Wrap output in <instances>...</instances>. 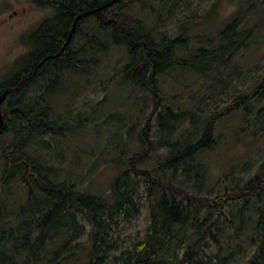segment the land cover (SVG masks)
Instances as JSON below:
<instances>
[{"label": "rangeland", "instance_id": "1", "mask_svg": "<svg viewBox=\"0 0 264 264\" xmlns=\"http://www.w3.org/2000/svg\"><path fill=\"white\" fill-rule=\"evenodd\" d=\"M113 10L140 20L156 41L181 38L183 42L176 44L174 51L178 57H189L196 48L215 42L230 22L233 25L228 34L238 43L227 64L206 74L182 67L159 74L156 85L162 103L154 112L152 93L123 76V66L129 60L125 46L113 44L109 30L98 29L95 18L90 16L80 26L86 34H77L72 44L74 50L85 46L84 51L77 52L76 67L62 70L56 83L50 84L56 75L48 66L4 100L2 107L21 99L28 104L34 101L45 111L49 127L38 131L22 150L47 166L50 178L110 200L115 180L128 168V158L143 151L139 139L149 115L152 114L153 147L137 163L141 168H152L165 158L168 147L164 142L179 140L182 145L198 139L208 117L223 112L251 92L264 76V0H122L105 12ZM51 13L50 6L38 5L36 0H0V85L18 73L31 52L24 37ZM164 106L189 112L192 120L178 122L169 134L159 131L156 113L162 112ZM21 117L18 111L13 112L0 134V174L4 165L2 148L12 142ZM213 136L215 143L188 161L186 167L192 168L189 174L183 175L181 167L167 170L162 174L163 181H171L195 196L213 197L253 175L264 178V96L224 113ZM196 172L199 176L194 180ZM20 174L7 187L10 207L25 198ZM130 184L132 214L120 211L112 219L105 218L102 241L95 243L92 222L83 211H76L77 222L84 229L71 240L59 264H131L135 260L133 250L150 232L155 203L154 191L142 176H133ZM263 204L264 192L259 205ZM256 206L251 202L243 208L240 224L235 218L231 224L221 216V250L208 238V245L200 244L201 257L206 260L218 254L211 264H248L257 245L252 242L255 222L246 217ZM205 213L201 211L200 216ZM252 214L256 219V209ZM213 215L214 219L217 211ZM195 238L192 229L175 231L155 256L157 264H176ZM49 258L54 257L50 254Z\"/></svg>", "mask_w": 264, "mask_h": 264}, {"label": "trees", "instance_id": "2", "mask_svg": "<svg viewBox=\"0 0 264 264\" xmlns=\"http://www.w3.org/2000/svg\"><path fill=\"white\" fill-rule=\"evenodd\" d=\"M110 1L36 0L38 5L50 6L52 13L42 19L36 28L24 37L31 45V52L26 56L18 73L11 80L0 85V94L5 88L15 86L16 89L10 91L6 98L18 92L27 82L33 81L42 74L48 66L56 75L51 79L50 84L56 83L58 73L62 70L76 67L77 52L84 51L85 46L82 45L80 49L78 47L74 50L72 44L77 34L81 32L86 34L80 26L90 16L95 18L98 29L109 30L113 44L125 46L129 60L123 66V76L152 93L156 104L154 112L157 104L162 103L156 85L159 74L174 67L190 68L200 74H206L222 64H227L238 43L231 33L228 34L233 25V22H230L218 33L215 42L196 48L189 57H178L174 51L176 44L183 42L181 38L156 41L140 20L130 17L121 10L105 12L108 7L119 4L122 0L114 3H109ZM96 8L99 10H95ZM90 10L95 11L77 19L64 50L56 57L45 60L33 74L40 60L49 54L59 52L67 33L69 34L71 30L73 19ZM56 44L59 46L54 50ZM263 96L264 76L251 92L240 96L237 102L228 105L223 112L208 117L198 139L182 145L179 140L164 142L168 147L165 158L152 168H141L137 163L144 159L153 147V140L150 138L152 114L149 115L139 139L144 146L143 151L134 153L128 158L127 170L113 184L111 200L78 191L72 184L56 182L50 178L47 166L26 155L22 150L23 146L33 139L38 131L41 129L45 131V128L49 127L45 111L36 107V102L28 104L21 99L2 107L5 98L1 103L3 125L0 134L6 129L7 118L13 112L18 111L23 119L21 117L22 121L18 122L19 126L15 129L10 145L2 148L4 165L0 174V264H42L52 260L54 264H59L67 255L66 250L69 249L71 240L84 229L77 222L76 211L79 210L83 211L92 222L94 227L92 236L95 243L102 241L106 231V226L103 225L105 218L112 219L115 213L120 211H125L127 215L132 214L133 188L130 179L133 176H142L148 182L150 189L154 191L155 207L151 213L150 232L144 240L135 245L133 251L136 253V258L131 264H157L155 256L163 248L165 240H169L180 228L192 229L196 238L187 244L176 264H211L218 254L203 259L199 251L200 244L208 245L209 238L221 250L219 218L226 216L231 224H234L235 218L240 224L243 221L242 210L251 202L257 204L255 208L257 216L253 219L252 213L255 214V209L252 208L246 218L255 222L252 228L254 230L252 242L257 245V249L248 264H264V204L259 205L264 192L262 176L253 175L241 185L237 184L233 189H225L213 197L195 196L181 186L162 179V174L167 170L176 171L180 167L183 175L189 174L192 168L186 167L188 161L215 143L213 133L218 119L224 113L247 106L249 102ZM188 113L164 106L162 112L156 113L158 130L168 134L173 132L178 122L192 120L193 114ZM19 116L16 115L15 118ZM26 129L29 131L27 132ZM18 172L22 173L19 181L25 186L26 194L23 201L10 207L7 201L10 192L7 187L16 178ZM198 176L196 172L193 176L194 180H197ZM227 205L230 206L226 207ZM201 211L206 212L205 216H200ZM214 211H217V215L213 219ZM58 241L60 242L57 243ZM50 254L53 255V259L49 258ZM231 255L229 254L228 257Z\"/></svg>", "mask_w": 264, "mask_h": 264}, {"label": "water", "instance_id": "3", "mask_svg": "<svg viewBox=\"0 0 264 264\" xmlns=\"http://www.w3.org/2000/svg\"><path fill=\"white\" fill-rule=\"evenodd\" d=\"M116 1H117V0H111L109 3H114V2H116ZM95 10L98 11L99 8H96ZM95 10H90V11L83 12V13L79 14V15L76 17V19H75V21H74V23H73V25H72V27H71V30H70V32H69V34H68V36H67V39H66V41H65V43H64V46L60 49V51H59L58 53L55 54V56H57L60 52H62L63 48H64V47L67 45V43L69 42L70 37H71V35H72L73 31H74V28H75V24H76L77 19H78L79 17H81V16H83V15H86V14H89V13L95 11ZM51 57H52V55H48V56H46L43 60L50 59ZM43 60H42V61H43ZM36 71H37V67H35V69L33 70V74H35ZM33 74H32V75H33ZM28 77L30 78L31 76H28ZM16 87H17V86H15V87H7V88H5V89L2 91V93L0 94V128H1L2 125H3V115H2V112H1V103H2V101L4 100L5 96H6L10 91H13L14 89H16Z\"/></svg>", "mask_w": 264, "mask_h": 264}, {"label": "flooded vegetation", "instance_id": "4", "mask_svg": "<svg viewBox=\"0 0 264 264\" xmlns=\"http://www.w3.org/2000/svg\"><path fill=\"white\" fill-rule=\"evenodd\" d=\"M77 16H78V15H77ZM74 21H75V19H73V21H72V25H73ZM71 27H72V26H71ZM70 29H71V28H70ZM69 31H70V30H69ZM69 31H68V32H69ZM67 36H68V33H67ZM67 36H66V38H65V41H66V39H67ZM65 41H64V43H65ZM64 43L60 46L59 49H61V48L64 46ZM58 46H59V44L54 45V48H55L54 50L58 49ZM66 46H67V45H66ZM66 46H65V47H66ZM65 47H64V48H65ZM64 48H63V50H64ZM63 50H62V51H63ZM59 51H60V50H59ZM49 55H52V57H51L50 59H52L53 57H56L55 54H49ZM47 56H48V55H47ZM42 60H43V59H42ZM42 60L39 61L38 65H37L36 67L41 66V65L43 64V62H45V60H43V61H42ZM46 60H48V59H46ZM37 69H38V68H37Z\"/></svg>", "mask_w": 264, "mask_h": 264}, {"label": "bare ground", "instance_id": "5", "mask_svg": "<svg viewBox=\"0 0 264 264\" xmlns=\"http://www.w3.org/2000/svg\"><path fill=\"white\" fill-rule=\"evenodd\" d=\"M6 96H7V95H6ZM6 96H5V98H6ZM5 98H4V99H5Z\"/></svg>", "mask_w": 264, "mask_h": 264}]
</instances>
